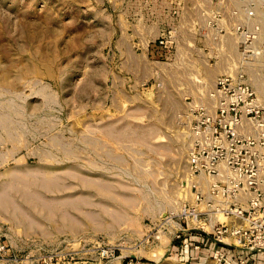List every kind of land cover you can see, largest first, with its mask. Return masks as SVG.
<instances>
[{
	"label": "rangeland",
	"instance_id": "1",
	"mask_svg": "<svg viewBox=\"0 0 264 264\" xmlns=\"http://www.w3.org/2000/svg\"><path fill=\"white\" fill-rule=\"evenodd\" d=\"M156 1L0 0V240L26 264H188L175 217L188 113L225 62L191 38V62L161 76L154 39L123 34ZM246 1L249 51L237 33L222 48L264 105V0Z\"/></svg>",
	"mask_w": 264,
	"mask_h": 264
},
{
	"label": "built area",
	"instance_id": "2",
	"mask_svg": "<svg viewBox=\"0 0 264 264\" xmlns=\"http://www.w3.org/2000/svg\"><path fill=\"white\" fill-rule=\"evenodd\" d=\"M223 2L214 0L215 5ZM246 3L244 14L250 19L254 4ZM220 16L216 7L210 22ZM254 30L243 21L233 25L242 53L249 51ZM155 42L167 54L172 31L162 32ZM210 96L211 105L188 113L189 143L181 187L189 198L175 212L180 226L176 233L186 243L192 241L185 237L189 231L213 241L215 264H231V258L236 264H248V259L237 257V251L264 258V105L241 70L219 75ZM26 261L28 256L11 253L0 240L1 263Z\"/></svg>",
	"mask_w": 264,
	"mask_h": 264
},
{
	"label": "crops",
	"instance_id": "3",
	"mask_svg": "<svg viewBox=\"0 0 264 264\" xmlns=\"http://www.w3.org/2000/svg\"><path fill=\"white\" fill-rule=\"evenodd\" d=\"M246 2L248 1L235 0L231 4L229 0H225V2L215 5L213 0L205 2L199 0H160L157 5H152L156 7L154 8L155 17L139 19L136 26L127 27L123 34L135 38L154 39L152 42L149 40L145 44L146 56L152 57V63L158 68L157 71L161 76L168 68L184 69L185 65L190 63L192 59L188 55L189 45L192 44L189 40L191 38L204 39L206 44L209 43L207 47H211L207 53L203 51V56H207L205 60L208 62L210 58H213L214 64L225 62L221 69V71L225 69L221 73L223 74L229 70L227 63L231 59L225 55L221 38L231 33L235 34V32H232L233 25L243 21V7L247 4ZM216 7L219 8L221 16L214 22H210V20H213L211 17L212 10ZM171 10L175 11L176 15L173 13L171 15ZM167 30L172 31L174 45L172 50L165 54L155 41L162 32ZM234 48L235 51H240L239 41L236 42ZM211 104L212 100L208 106ZM195 237L198 241L194 240ZM190 238L193 240L187 243L181 241L180 246L177 247L178 253H180L177 256L179 261L188 264H209L208 261H210L211 264H215L211 259V254L217 249V245L203 236L192 235ZM193 246L199 248L194 249ZM263 261L264 258L258 256L254 264H261ZM112 264H121V262ZM135 264L144 263L135 262ZM231 264H236L235 258H231Z\"/></svg>",
	"mask_w": 264,
	"mask_h": 264
},
{
	"label": "trees",
	"instance_id": "4",
	"mask_svg": "<svg viewBox=\"0 0 264 264\" xmlns=\"http://www.w3.org/2000/svg\"><path fill=\"white\" fill-rule=\"evenodd\" d=\"M192 235L201 236V234H196V233H194L192 231H189V232H187L185 234V237L187 238L188 241H190V240H193V239L190 238V236H192ZM194 240L195 241H198L197 238L194 239ZM236 253H237L236 255H237L238 258H244L246 260L248 259L249 260V263L248 264H254V261H256V259H257V256H254V257L251 258V255L248 252L243 251V250H239ZM255 264H257V263H255Z\"/></svg>",
	"mask_w": 264,
	"mask_h": 264
}]
</instances>
